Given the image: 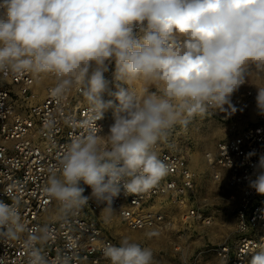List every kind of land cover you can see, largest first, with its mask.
Returning <instances> with one entry per match:
<instances>
[{
    "label": "clouds",
    "instance_id": "obj_1",
    "mask_svg": "<svg viewBox=\"0 0 264 264\" xmlns=\"http://www.w3.org/2000/svg\"><path fill=\"white\" fill-rule=\"evenodd\" d=\"M0 10V71L53 73L54 96L80 85L97 120L114 107L108 133L73 139L49 179L45 191L63 209L94 199L110 216L121 190L149 192L169 172L152 150L158 140L208 106L231 105L245 67L264 68V0H0ZM113 61L117 81H159L162 94L138 100L121 84L110 93L119 103L105 101L104 73ZM256 104L264 114V87ZM258 168L250 187L264 195V155ZM19 219L13 204L0 200V233L16 238L24 230ZM43 238L33 230L26 243ZM103 255L111 264H154L150 248L127 238ZM30 264L47 262L34 250ZM250 264H264V249Z\"/></svg>",
    "mask_w": 264,
    "mask_h": 264
},
{
    "label": "built area",
    "instance_id": "obj_2",
    "mask_svg": "<svg viewBox=\"0 0 264 264\" xmlns=\"http://www.w3.org/2000/svg\"><path fill=\"white\" fill-rule=\"evenodd\" d=\"M104 75L109 83L102 98L117 105L119 102L110 95L118 90L115 63ZM57 83L53 73L0 71V200L17 208L24 228L16 238L0 233V264H30L34 250L47 264H111L103 249L109 244L119 245L105 226L104 204L90 199L83 207L63 209L45 191L49 179L58 174L71 141L90 133L102 137L114 116V107H110L97 120L80 85L73 84L62 95L54 96L52 89ZM253 99V92L244 89L233 104L243 112ZM152 150L169 166L168 175L147 193L130 195L121 190L113 200V215L134 229L171 226L172 209L181 207L185 208L184 223L198 220L201 215L193 205L196 179L187 159L171 150ZM249 152L255 155L248 157ZM261 155L264 114L257 106L253 121L219 139L205 154L211 176L224 179L233 203L232 233L213 248L220 264H250L251 257L264 249V195L250 187L260 171ZM80 186L85 189L83 195H91V188L83 181ZM33 230L44 238L29 247L26 241Z\"/></svg>",
    "mask_w": 264,
    "mask_h": 264
},
{
    "label": "rangeland",
    "instance_id": "obj_3",
    "mask_svg": "<svg viewBox=\"0 0 264 264\" xmlns=\"http://www.w3.org/2000/svg\"><path fill=\"white\" fill-rule=\"evenodd\" d=\"M114 63V61H113ZM245 83L231 96V105L225 108L214 107L204 113L188 117L186 125L177 124L158 140L155 148L178 152L190 164L196 179L193 205L201 217L198 220L183 222L184 207L171 211V226H150L139 229L129 228L119 223L113 213L106 218L116 241L127 238L130 242L148 247L154 254V264H220L213 248L232 233L234 226L233 203L228 195L230 189L224 179L211 176L210 166L205 154L213 150L215 143L235 133L255 118L257 88L264 87V68L249 64L244 71ZM38 92H42V86ZM123 86L142 100L145 95L155 92L161 95L163 85L159 81L136 79L130 82L117 81L116 86ZM244 89L253 92V101L248 109L238 112L233 100ZM112 119L113 116L111 117ZM114 120L111 122L113 124ZM108 132H104L106 135ZM209 220V222H205ZM155 232L156 235L148 236Z\"/></svg>",
    "mask_w": 264,
    "mask_h": 264
},
{
    "label": "bare ground",
    "instance_id": "obj_4",
    "mask_svg": "<svg viewBox=\"0 0 264 264\" xmlns=\"http://www.w3.org/2000/svg\"><path fill=\"white\" fill-rule=\"evenodd\" d=\"M255 101H256V100H255ZM113 118H114V116H113ZM113 120H114V119L110 118L109 122L107 123V125H106V127H105L104 132H105V131H106V132L109 131V128H110V126H111V122H112ZM205 222H209V220H205Z\"/></svg>",
    "mask_w": 264,
    "mask_h": 264
}]
</instances>
